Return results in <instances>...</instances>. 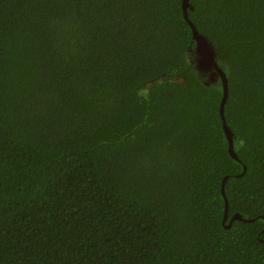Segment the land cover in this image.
Wrapping results in <instances>:
<instances>
[{"label":"trees","instance_id":"1","mask_svg":"<svg viewBox=\"0 0 264 264\" xmlns=\"http://www.w3.org/2000/svg\"><path fill=\"white\" fill-rule=\"evenodd\" d=\"M190 2L239 160L182 0H0V264H264V0Z\"/></svg>","mask_w":264,"mask_h":264},{"label":"water","instance_id":"2","mask_svg":"<svg viewBox=\"0 0 264 264\" xmlns=\"http://www.w3.org/2000/svg\"><path fill=\"white\" fill-rule=\"evenodd\" d=\"M182 8L184 17L187 20L188 24L190 25L192 29V35L193 39L196 42V52H197V58H196V66L199 70L204 72H211V80H217L218 78L222 82L223 86V96L220 104V113L223 121V128L226 134V137L228 139L229 143V153L230 155L239 160V157L235 151L234 147V134L227 124L225 114H224V107L225 103L227 102L228 96H229V83H228V77L224 69L220 66L217 57H216V51L213 47L212 43L209 41V39L202 34L196 25L193 23V21L189 18L188 9H193V6L190 2V0H182ZM247 170V166L244 165L243 171L239 174V176H242L245 174ZM228 176H225L222 181L221 191L225 199V215L224 218L227 219L228 217V210H229V203L226 196V190H225V182L227 180ZM235 219L243 220V221H253V218H245L241 214L236 213L230 220L229 224L226 225V227L230 228L232 221Z\"/></svg>","mask_w":264,"mask_h":264},{"label":"rangeland","instance_id":"3","mask_svg":"<svg viewBox=\"0 0 264 264\" xmlns=\"http://www.w3.org/2000/svg\"><path fill=\"white\" fill-rule=\"evenodd\" d=\"M205 73H207V74L209 75V79H211V78H210V72L208 71V72H205Z\"/></svg>","mask_w":264,"mask_h":264},{"label":"flooded vegetation","instance_id":"4","mask_svg":"<svg viewBox=\"0 0 264 264\" xmlns=\"http://www.w3.org/2000/svg\"><path fill=\"white\" fill-rule=\"evenodd\" d=\"M211 72H212V71H210V75H211ZM210 77H211V76H210Z\"/></svg>","mask_w":264,"mask_h":264}]
</instances>
